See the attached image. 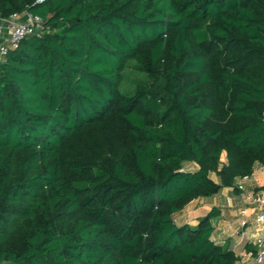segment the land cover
I'll list each match as a JSON object with an SVG mask.
<instances>
[{
	"label": "trees",
	"instance_id": "16d2710c",
	"mask_svg": "<svg viewBox=\"0 0 264 264\" xmlns=\"http://www.w3.org/2000/svg\"><path fill=\"white\" fill-rule=\"evenodd\" d=\"M26 12L45 32L0 63V263L240 264L218 208L177 217L264 167V0H0Z\"/></svg>",
	"mask_w": 264,
	"mask_h": 264
},
{
	"label": "built area",
	"instance_id": "2783aa9c",
	"mask_svg": "<svg viewBox=\"0 0 264 264\" xmlns=\"http://www.w3.org/2000/svg\"><path fill=\"white\" fill-rule=\"evenodd\" d=\"M44 1L46 0H37L38 3ZM5 28L9 38L0 42V63L7 61L10 50L17 48L25 38L31 36L42 38L45 32L42 18L29 12L0 18V35ZM252 175L241 177L236 182L240 207L239 227L234 235L239 238L240 243H246L251 247L245 252L242 264H264V191L247 187L252 180ZM252 224L256 227L254 233L249 232ZM223 244H225L224 241Z\"/></svg>",
	"mask_w": 264,
	"mask_h": 264
},
{
	"label": "crops",
	"instance_id": "0c3cea01",
	"mask_svg": "<svg viewBox=\"0 0 264 264\" xmlns=\"http://www.w3.org/2000/svg\"><path fill=\"white\" fill-rule=\"evenodd\" d=\"M9 38L6 28L2 35H0V42ZM226 159V155H223ZM249 189H260L264 191V167L257 165L252 175V180L247 184ZM214 207L218 208L221 212L218 220L213 222L215 231L213 239L221 243L226 248H233L239 253L241 258L240 264L245 259V252L251 249L246 243H240L239 238L234 235L239 227V207L240 197L237 191L227 188L222 190L221 193L206 199L195 200L190 203L186 209L177 217L180 224L188 223L196 225L199 219L206 216ZM249 232H256L254 224L251 225ZM223 241L225 244H223Z\"/></svg>",
	"mask_w": 264,
	"mask_h": 264
},
{
	"label": "rangeland",
	"instance_id": "374dc122",
	"mask_svg": "<svg viewBox=\"0 0 264 264\" xmlns=\"http://www.w3.org/2000/svg\"><path fill=\"white\" fill-rule=\"evenodd\" d=\"M142 78V74L135 69V64L129 62L128 67L125 70V79L121 85V89L123 91L131 92L135 88L137 82Z\"/></svg>",
	"mask_w": 264,
	"mask_h": 264
}]
</instances>
